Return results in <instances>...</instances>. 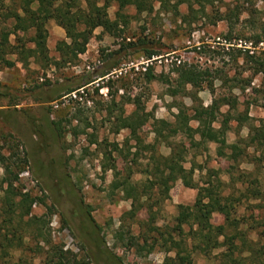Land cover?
Here are the masks:
<instances>
[{
  "label": "rangeland",
  "instance_id": "374dc122",
  "mask_svg": "<svg viewBox=\"0 0 264 264\" xmlns=\"http://www.w3.org/2000/svg\"><path fill=\"white\" fill-rule=\"evenodd\" d=\"M19 1L16 0L18 4H12L10 0H0V29L10 28L13 22L11 18H5L6 6L18 7ZM231 1L222 0L220 3ZM252 1L254 5H250L249 9L252 12L254 9L257 10L253 15L261 19L259 26L264 23V3L261 0ZM176 2L177 0H165L162 5L155 2V10L152 13L140 14L134 6L127 7L124 11L131 17L128 25H121L123 32L113 36L103 31L101 27L97 28L90 38L87 51L80 55V59L74 65L61 67L51 65L42 68L32 59L28 66L18 62L14 67L0 68V144L5 147L6 154L11 144H14L17 146L19 156L26 159L25 170L20 175L22 183L25 188H31L34 195L44 200L33 205L32 213L39 216L49 212L48 208H51L52 214L48 218L54 242L63 245L64 249L71 250L79 258L89 260L90 264H122L118 257L122 258L124 264H169L167 256H174V252L167 253L160 248L150 252L148 246L140 250L138 245L128 248L123 245L126 240L117 239L119 236H116V232L121 222L124 226L122 232L126 235L129 228L135 235L150 237L160 231L171 229L178 214L177 205L179 203L192 205L198 189L186 187L181 181H177L170 192V199L162 204L158 215L154 216L153 212L143 209L139 211L135 220L127 217L123 219L124 213L131 209L132 202L123 198V193L113 191L111 188L115 171H104L103 164L107 160L103 152L111 148L110 144H119L120 150L114 152L118 170L125 169L130 160H134V163L140 162L142 165L136 166L132 178L134 182L146 178L140 170L146 163L147 153L143 151L140 159L134 158L132 152L136 148L131 149V146L135 141L130 138L129 131L122 129L116 133V125L108 121V115L115 106L111 102L112 95L107 87H102L97 94L95 85H89L83 87V92H78L77 98H65L67 94L58 91L62 84H74L77 76L100 70L114 58L119 59V68L111 75L114 79L112 92L114 94L116 92V100L118 101L120 96L126 98L139 96L147 111H153L158 118L173 120L172 113L177 112L176 107H172L175 101L166 94L164 84L145 81L143 73L147 64H153L156 73H170L175 64L167 59L183 55L194 62L206 65L208 56L205 53L195 52L198 45L209 46L211 50L224 54V57H221L218 53H213L217 56L216 64L222 63L219 61L221 58L228 60L227 52L231 49L253 55L236 47L227 49L223 45V40L227 39L230 32L226 22L211 24L208 20L201 19L190 23L189 21L194 17H187L186 21H183L181 16L202 15L199 0H189L194 11L190 10L189 3L176 6ZM203 3L206 4L208 11L213 9L211 4ZM116 9V5L109 8L112 19L116 18ZM222 10H225L224 6ZM242 16L246 18L248 13L245 12ZM47 27L49 53L57 59L59 53L56 44L66 37V33L53 19L49 20ZM255 31V26L247 21L234 28L232 37L253 41L248 38H251ZM32 34L33 32H29L28 36ZM11 40H15L14 35L11 36ZM130 42H136V45L129 46ZM147 48L160 53L152 63H147L149 60ZM263 49L261 44L256 46L254 55L259 54ZM116 50H120L118 55L109 56V53ZM8 57L15 59L16 55ZM207 63L211 64L212 61ZM88 64L91 66L90 69L87 67ZM226 68L229 69L230 75L243 69L242 66L235 65L232 68L228 65ZM251 74V71L243 72L244 76ZM216 84L217 93H223L225 90L219 87L221 82L217 81ZM260 84L261 75H257L252 87L260 88ZM235 92L240 97L239 110L245 109L247 102L252 98H258L259 105H251L249 113L255 124L264 119V106L260 105L264 102L262 92H253L252 88L245 92L237 89ZM199 95L205 105L211 103L213 95L209 90H203ZM53 98L57 99L52 100ZM176 100V102L184 101L188 105L192 104L189 97H178ZM124 108L125 114H130L135 106L125 104ZM223 110H227V107L224 106ZM75 115L78 119H74ZM51 122H56L58 129ZM192 124L197 125L196 122ZM151 130L152 125L149 122L140 131L145 144L154 140ZM248 131L247 125L237 128V122L233 121L227 140L229 143L236 142L238 135L246 137ZM2 135L7 137L9 142H4ZM93 138L97 139V142L92 144L90 140ZM239 146L244 148L245 144L240 143ZM159 151L167 155L170 149L165 145H159ZM226 152L229 154L231 150L226 149ZM248 152L252 154L254 149L250 147ZM193 164L197 166L194 178L198 183L205 181L210 172L216 173L214 180L219 178L223 182L222 194L229 197L234 206L231 220L239 222L237 227L228 224L226 232L232 235L240 230H247V237L252 240L260 239L257 247H262L264 210L255 207L259 201L251 197L248 190L255 187L264 190V162L255 165L250 157L241 156L234 161L231 158L218 156L217 144L210 143L208 153L195 154L194 151L188 153L185 166L190 168ZM200 166L203 168L201 169ZM3 175L4 168L0 163V178ZM1 207L3 202L0 189ZM86 210H91L95 222L101 227V233L97 230V235L105 241V246L101 244L96 247L92 242L89 233H93L95 226L87 217ZM213 221L216 224L222 223L224 216L216 213ZM249 225L255 228L251 229ZM185 229L188 230V226H185ZM25 241L32 242L29 236ZM152 241L151 239L150 242ZM235 242L241 244L239 238ZM224 249L225 247L216 249L208 256L196 252L195 264H221L219 254ZM10 253L11 257L7 256L6 260L10 258L15 261L21 252L9 249ZM247 255L248 253L244 252L242 259ZM33 264H42V257L36 256ZM243 264L251 263L249 260H243Z\"/></svg>",
  "mask_w": 264,
  "mask_h": 264
},
{
  "label": "trees",
  "instance_id": "16d2710c",
  "mask_svg": "<svg viewBox=\"0 0 264 264\" xmlns=\"http://www.w3.org/2000/svg\"><path fill=\"white\" fill-rule=\"evenodd\" d=\"M10 1L12 4H18L16 0ZM221 1L199 0L202 15L181 16V18L186 21L187 17H194L189 21L190 23L201 19L208 20L211 24L226 22L230 29L228 40L239 38L232 37V31L237 26L250 21L256 31L248 39H252L255 46L263 43L264 47V23L258 26L261 19L253 15L257 10L254 9L252 12L249 9L254 2L232 0L229 3H220ZM261 1L264 3V0ZM19 2L18 7L6 6L5 18H11L13 22L10 28L0 29V68L14 67L18 62L28 66L32 59L42 68L51 65L56 67L74 65L80 59V55L87 51L90 38L97 28L101 27L103 31L113 36L120 35L123 32L121 25L126 26L130 22L131 16L124 11L127 7L134 6L140 14L152 13L155 10V2L162 5L165 0H20ZM185 2L189 3L190 10L194 11L189 0H177L176 6ZM203 2L211 4L213 9L208 11ZM112 5L117 6L115 19L109 14ZM223 6L225 10H222ZM245 12L248 13L246 18L242 16ZM52 19L66 33V37L56 44L59 53L57 59L50 55L48 46L47 24ZM29 32L33 34L28 36ZM12 35L15 36L14 41L11 40ZM128 45L134 47L136 42H130ZM195 52L205 53L208 56L206 65L192 61L174 65L170 73H156L153 64H148L143 73L147 83L157 81L166 86V94L175 101L172 107L177 109V112L172 113L173 120L158 118L153 111H147L139 96L127 98L120 96V99L116 100V92L115 94L112 92L114 79L111 75L119 68V59L114 58L100 70L77 76L74 84H62L58 91L68 95L79 88L95 85L94 89L98 94L102 87H107L112 95L111 102L115 106L108 115V121L116 125V133L122 129L129 131L130 138L135 141L131 146V149L136 148L132 152L134 158L140 159L143 151L147 153L146 163L140 170L146 178L134 182L132 178L136 166L142 165L140 162L134 163V160H130L125 169L118 170L114 152L120 150L119 144L112 143L111 148L103 152L107 160L103 164L104 171H115L111 188L113 191L123 193L122 197L132 202L131 209L124 213L123 219L127 217L135 220L139 211L143 209L153 212L154 216L158 215L162 204L170 199V192L177 181H181L186 187L198 189L192 205L183 203L177 205L178 214L171 229L160 231L150 237L135 235L129 228L126 235L122 232L124 226L121 222L116 236H119L118 240H126L124 246L131 248L138 245L140 250L148 246L150 252L155 248L163 249L167 253L174 252V256H167L169 264H195L196 252L208 256L212 251L222 247L225 249L219 254L221 264H243V260H249L251 264H264V245L257 247L260 239H249L247 230L246 232L240 230L232 235L226 232L228 224L237 227L239 222L231 220L234 206L231 199L222 194L223 182L219 178L214 180L216 173L210 172L207 179L200 184L194 178L197 166L195 164L190 168L185 166L190 151H194L195 154L208 153L210 143L217 144L218 156L231 158L234 161L241 156L250 157L255 165L264 162V119L255 124L249 113L250 106L259 105V100L252 98L247 102L245 109L239 110L240 97L235 92L237 89L245 92L252 88L253 92L264 94V49L256 55L231 49L227 52L228 60L225 58L219 60L221 64H216L217 56L213 53L216 52L221 57H224V54L211 50L209 46H202ZM119 53L120 50H116L109 53V56H116ZM146 53L148 59L160 55L157 50L148 48ZM9 55H16V58H9ZM208 61L212 63L208 64ZM228 65L231 68L233 65L242 66L243 69L230 75L229 69L226 68ZM245 71H251V76H244ZM257 75H261L260 88L252 87ZM217 81L221 82L219 87L225 90L223 93H217ZM206 89L213 95L208 105L204 104L199 95ZM178 97H189L192 104L188 105L184 101L176 102ZM55 99L57 98L52 100ZM261 103L260 105L264 106V102ZM125 104H133L135 109L130 114H125ZM224 106L227 110H223ZM74 119H78V116L75 115ZM233 121L237 122V128L247 125L249 131L246 137L238 135L236 142L229 143L227 134L232 129ZM149 122L152 125L154 140L145 144L140 131ZM192 122H196L197 125L194 126ZM51 123L58 129L56 122ZM2 138L4 142L8 141L3 135ZM96 142L97 139L90 140L92 144ZM240 143H244L245 147L241 148ZM159 145L167 146L170 149L169 154L161 153ZM250 147L254 149L252 154L248 152ZM4 149L3 144H0V163L4 168V175L0 178L3 202V207L0 208V264H33L36 256L42 257V264H90L89 260L79 258L71 250L64 249L63 245L54 242L48 218L52 214L51 208H48L49 212L39 216L32 213L33 205L44 200L34 195L32 189L25 188L22 183L20 175L25 170L26 159L19 156L17 146L11 144L7 154ZM226 149L231 152L228 154ZM200 168L202 169L203 166ZM248 192L251 197L259 201L255 207L264 210V190L255 187L250 188ZM216 213L224 216L222 223H214L213 217ZM86 214L95 226L93 233H89L92 242L96 247L101 244L105 246V241L97 235V230L100 232L101 227L95 222L91 210H86ZM185 226H188V230ZM249 228L255 227L249 225ZM27 236L30 237L31 243L25 241ZM237 238L241 240V244L235 242ZM9 249L21 252L15 261L10 258L6 260L7 256L11 257ZM244 252L248 255L242 259ZM118 259L124 264L121 257Z\"/></svg>",
  "mask_w": 264,
  "mask_h": 264
},
{
  "label": "built area",
  "instance_id": "2783aa9c",
  "mask_svg": "<svg viewBox=\"0 0 264 264\" xmlns=\"http://www.w3.org/2000/svg\"><path fill=\"white\" fill-rule=\"evenodd\" d=\"M222 43H223V45L226 46L227 49H229L230 47L231 48L236 47V48L242 49L243 51H248L251 54L255 53L254 50H255L256 46H255L254 42L251 40H245V39H241V38H234V39H230V40L224 39ZM261 45H263V43H261ZM200 49H201V46L198 45L197 50H200ZM153 59H155V58H153ZM153 59L147 60L148 61L147 63H149V62L152 63ZM167 60L170 61L172 64H175V65L184 64L186 62L187 63L192 62V60H190L189 57L185 58L183 55L180 57H178V56L172 57V59H170V60L167 59ZM98 63H100V60L98 61ZM87 67H88V69L91 68V66L89 64ZM144 69L146 70V68H144ZM83 89H84L83 87L79 88L78 90H75L72 93L66 95L65 98H77L78 92L79 91L83 92L84 91ZM55 105H56V107H58L57 103Z\"/></svg>",
  "mask_w": 264,
  "mask_h": 264
}]
</instances>
